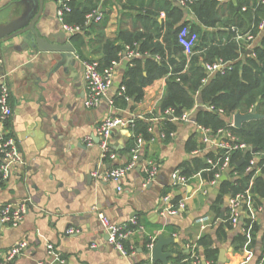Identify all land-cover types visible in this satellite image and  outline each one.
<instances>
[{
	"label": "crops",
	"instance_id": "0c3cea01",
	"mask_svg": "<svg viewBox=\"0 0 264 264\" xmlns=\"http://www.w3.org/2000/svg\"><path fill=\"white\" fill-rule=\"evenodd\" d=\"M45 1L51 18L55 19L57 4L53 0ZM103 1H99L98 8L107 14V23L101 21L89 24L85 31L78 32L72 39L78 65L71 64L57 72L50 69V65L37 67L35 79H26V74L24 77L18 76V94L13 76L23 64L35 61V58L13 49L12 46L19 45V39L3 42L0 46V59L3 61L0 75L5 72L10 74L12 88L14 113L8 123L9 131L16 137L26 160L25 165L15 166L10 178L0 184V206L25 199L30 202L29 211L18 226L0 225V259L19 242L26 240L28 247L25 253L10 264H160L148 259L150 250L145 249V238L156 242L161 233L174 238V242L164 247L166 252L173 254L169 258L170 264H193L195 257L199 258V264H255L261 253L262 241L259 239L255 248L249 247L247 243L243 250L235 249L230 235L234 231L244 232L242 221L229 232L227 240L219 238L217 227L223 220L222 212L219 215L218 209L223 211L225 206L228 208L230 197L235 196L222 191L223 182L235 183L250 174L249 187L245 191L250 198L242 203L244 205L241 204L240 218L258 220L264 227V197L254 209L256 202L253 191L257 179L264 182V152L253 153L250 150L251 158L255 160L253 169L239 172L234 166L225 173V180L221 179L216 186L208 182L210 175L202 172L203 168L194 172L186 185H176L172 177L174 172H183L185 166L194 169L200 161L206 163L207 157L214 151L210 143H204L197 122L198 109L208 103H202L197 93L195 105L188 110L191 111V120L170 119L174 129L169 133L173 135L163 138L162 134H167L169 128L161 107L168 75L147 85L142 100L136 102L127 98L124 102L120 97V88L131 60L128 58H121L114 82L100 104L91 108L85 106L87 85L83 60L101 61L105 57L107 42L121 47L120 57L128 45L123 38L118 39L119 33L142 27L141 20L136 19L138 4L131 5L128 0L120 3L110 0L104 7ZM238 1L225 0L220 3L219 16L227 19L225 9L230 3L236 4ZM156 2L159 5L160 0ZM255 2L249 0L252 6ZM173 3L183 9L178 2ZM125 4L126 8L122 6ZM22 8L18 0H0V25L19 17ZM162 12L166 14L165 18L161 16ZM161 13L159 19L166 21L168 11L163 10ZM186 13L183 9L179 24L184 23ZM252 26V22L242 27L231 25L241 32ZM202 29L216 30L206 25ZM197 32L200 36V31ZM223 40L227 41L226 35ZM184 55V49L180 50L177 58ZM177 66L178 63L171 65L172 69ZM206 83L202 79V84ZM109 115L147 121L150 123L149 131L154 136L150 141H138L132 150H128L132 130L116 128L111 145L117 156L113 160L103 159L96 137L93 146H88L85 139L93 136L97 125ZM230 120L231 117L228 123ZM137 147L139 158H142V169H138V159L136 167L119 183L120 190L116 182L105 181L95 175L128 164L133 149ZM242 156L246 158L244 152ZM149 161H153L157 168L151 180H148L146 171ZM199 172H202V178L193 177ZM182 200L186 202V207L178 214L164 212L165 208L176 207ZM99 213H103L112 223L121 224L136 219L143 226V230L135 232L126 241L127 248L134 249L132 255H123L106 240L107 233ZM71 228L79 232L70 233ZM205 236H209L212 241L207 246L219 248V254L221 248L227 249L226 262L220 263L218 259L214 263L206 258L205 246L201 243ZM48 244L54 245L60 259H55L49 252ZM246 251L253 254L248 262L245 261Z\"/></svg>",
	"mask_w": 264,
	"mask_h": 264
},
{
	"label": "trees",
	"instance_id": "16d2710c",
	"mask_svg": "<svg viewBox=\"0 0 264 264\" xmlns=\"http://www.w3.org/2000/svg\"><path fill=\"white\" fill-rule=\"evenodd\" d=\"M99 1L71 0L72 10L65 15L66 23L85 28L87 26L86 16L98 8ZM116 1L120 3L122 0ZM156 1L128 0L131 5H139L136 19L141 20L142 27L131 31H121L118 39L123 38V41L139 52L141 56L132 58L127 65L122 80V86H125L126 90L120 95L124 102L127 98L134 99L136 102L142 100L147 85L157 78L168 75L166 91L161 104L163 111L173 108L174 115L180 116L193 108L196 103V95L199 93L202 103L212 104L225 112L219 114L204 108L198 109V124L214 131L228 126L229 117L236 113L247 114L255 106H257V111L264 115V33L260 42L254 46L253 54L241 56L246 53V49L241 48L239 42L235 40V33L231 27V25L242 27V25L252 22L253 32L258 33V25L264 20V4L255 3L252 6L249 4V0H239L236 4L230 3L227 10L225 9L228 18L222 19L218 14L219 3L216 0H193L190 6L198 21L191 26L193 30L200 31V39L195 46L196 53L190 58L187 67L185 55L177 58L178 52L183 50L179 46L178 34L183 28L182 26L188 24V22L179 24L183 9L174 6L173 0H160L159 5ZM109 2L110 0H104L102 5L105 7ZM244 5H248L246 10L242 9ZM122 6L127 7L126 4ZM163 10L168 11L166 21L159 19V14ZM106 15L104 12L102 21L105 24L108 21ZM203 25L212 26L216 30H203ZM225 35L226 42L223 40ZM112 45L113 42H107L105 57L99 61L102 67L109 65L112 60L120 58L118 54L121 47ZM220 60L229 62L230 65L223 71L212 75L206 84H202V79L207 76L205 64H213ZM175 63H178V66L172 69L171 65ZM183 70L185 71L182 73ZM165 124L169 127L166 131L167 139L170 138L169 131L174 129L169 116L165 119ZM149 126L150 123L147 121L135 120L132 128L131 146L128 150H132L138 144L139 137L145 141L151 140L154 134L149 131ZM233 131L242 142L257 148L259 152H264V117L245 121L240 127H233ZM242 154V151H238L233 156V166L239 172L245 171L247 162L252 156L248 152L245 164L237 166L238 159L243 157ZM206 167L207 163L200 161L194 169L185 166L182 173L190 177L194 172ZM206 173L210 175L207 176L208 178L213 177V172ZM250 177V174L246 175L235 183L225 181L222 184V191L231 195L244 193L249 187ZM253 191L256 202L254 209H257V205L261 204L260 199L264 197L262 179L256 180ZM221 212V208H219L218 214L220 215ZM241 223L245 232H237L232 244L235 249L243 250L248 241V233L250 234L249 247L255 248L260 239L262 248L255 264H264V260L262 261L264 257V227L258 220L251 218L243 217ZM233 230L234 227L227 208L224 220L217 227V234L219 238L223 237L227 240L229 232ZM209 242L212 243L209 236H205L201 240L205 246L206 258L217 263L219 248H209L207 246ZM151 243L150 238H145L147 251H149L148 245Z\"/></svg>",
	"mask_w": 264,
	"mask_h": 264
},
{
	"label": "built area",
	"instance_id": "2783aa9c",
	"mask_svg": "<svg viewBox=\"0 0 264 264\" xmlns=\"http://www.w3.org/2000/svg\"><path fill=\"white\" fill-rule=\"evenodd\" d=\"M71 0H58V17L63 24L64 29L69 34H77L83 30V27L79 25H71L66 23L65 15L72 10L70 4ZM178 2L180 6L186 10V19L182 29L178 34V42L183 47L185 55L187 57V65L193 54L196 53L195 46L199 41V33L192 29V24L198 21V18L191 8L190 4L193 0H174ZM219 4L224 3L225 0H216ZM257 4H264V0H256ZM247 5L243 6V10L247 9ZM162 17H166L164 12L161 13ZM104 18V11L102 8L94 10L92 13L86 16V25L91 23H99ZM254 26L251 29L241 32L237 27H232V31L235 33V40L239 42L241 48L254 50V46L260 41L261 36L264 33V20L258 25V33L253 32ZM246 54V53H245ZM253 54V51L252 53ZM141 54L137 52L130 45L126 46L124 53H120V58L112 60L107 66L102 67L99 60H83L84 75L86 79V98L85 106L91 108L100 104L102 99L107 96L109 89L111 88L117 67L119 66L121 58L132 59L134 57H139ZM246 56V55H244ZM159 58V57H157ZM3 65V61L0 59V66ZM230 65L229 62H224L222 60L215 62L213 64L206 63L205 70L207 76L203 79V83H206L208 79L214 75L216 72L223 71L226 67ZM125 86H121L120 95L125 92ZM12 98V88L9 73H2L0 75V184L4 183L10 178L12 170L15 166H23L26 163L25 157L20 151L18 141L14 135L9 131V120L13 116L14 110L11 104ZM201 108L207 109L209 111L218 112L219 114H224V110L215 107L212 104L202 105ZM252 111V110H251ZM164 118L167 116H173L171 120L178 121H190L191 111H186L180 116L174 115V109L168 108L163 111ZM135 119H125L117 115H109L103 119L95 128L93 136H88L85 141L88 146L95 145L94 137L99 139L98 145L101 149L102 158H109L111 160L115 159L117 154L114 152L111 145V138L113 132L116 128H126L131 129L134 126ZM234 115L231 117L228 126L220 128L216 131L206 128L203 125L198 124V128L203 134L204 143H210L214 151L210 154L207 159V167L204 168L202 172H213V177L208 179V182L212 186H216L225 173L231 170L233 166V156L234 153L238 151L246 152L251 150V146L245 142H242L239 137L233 131ZM173 133L170 134L172 136ZM163 138L167 137V134H162ZM154 139V138H153ZM152 139V140H153ZM139 143L143 142L141 137L138 138ZM139 147V146H138ZM138 147L133 149L131 161L124 166H117L108 169L103 172H97L95 175L100 177L105 181H112L118 184L119 190L121 186L119 183L125 179L129 173L136 167L139 159ZM246 160V159H245ZM255 165V160L251 158L248 162L247 171H251ZM146 171L148 173V180L154 178L157 173L156 165L153 161H149L147 164ZM202 172L197 173L193 177H201ZM174 183L176 185H186L192 177L186 176L181 171H176L172 175ZM250 195L248 192L239 193L235 196H231L228 203V210L230 214V219L233 227L236 229L240 223L239 210L241 204L244 203L246 199H249ZM29 200L25 199L19 202L6 203L0 206V224L9 226H18L26 216L29 211ZM186 207V202L182 200L178 206H168L164 209L167 214L175 215L178 214L181 209ZM99 219L108 234V242L112 244L116 249H118L123 255L130 256L133 254V248H127L126 241L131 238L132 235L137 231L143 230V226L136 220L132 219L128 222L116 224L112 223L103 213H99ZM79 232L78 229H69L70 233ZM245 232V229H244ZM250 242V234L248 233V241ZM154 242L149 244V250H151ZM28 247V242L23 240L19 242L16 246L11 248L4 257L0 259V264H10L19 256H22ZM48 250L54 255L55 259H60L59 254L55 251L53 244H48ZM264 255V251H263ZM253 258L251 251H246L245 261L248 262ZM264 260V257L262 261ZM200 260L195 257L193 264H199ZM152 264V263H146ZM161 264V263H160Z\"/></svg>",
	"mask_w": 264,
	"mask_h": 264
},
{
	"label": "water",
	"instance_id": "95a60500",
	"mask_svg": "<svg viewBox=\"0 0 264 264\" xmlns=\"http://www.w3.org/2000/svg\"><path fill=\"white\" fill-rule=\"evenodd\" d=\"M23 5V8L17 17L10 22L0 25V46L3 42L14 41L19 39V45L12 46L14 50L19 53H28L35 58V61H29L23 66H21L13 76L16 84V94H18V76H25L26 79L33 78L35 79L37 67H44L50 65V69L58 71L62 68H67L71 64H77L75 47L72 44V39L75 34H69L63 27L62 22L58 17V0H53L56 5V18H51V12L49 10L48 4L45 0H18ZM51 18V19H50ZM87 28H83L85 31ZM252 49H249L245 55L252 53ZM128 62V60H127ZM86 84V80H85ZM264 115L260 114L257 111V106H255L251 112L247 114L236 113L234 115V123L236 127H240L243 122L252 120L255 118H263ZM173 119V116L169 117ZM96 141L99 142V139L96 137ZM257 148H252L251 152L255 153ZM249 152L246 151L245 154ZM245 157H243L237 165H242L245 162ZM140 165L138 169H142V158H139ZM222 180H225V176L222 177ZM93 196H91V199ZM244 205V204H242ZM227 206L224 207L221 220L225 218V211ZM243 217L240 218L242 221ZM1 225V224H0ZM237 232L234 231L230 235V240L234 237V234ZM106 240L109 236L106 234ZM174 242L173 237H165L163 234H158L156 242L149 251L148 259H151L153 262H160L161 264H170L169 258L173 255L171 252H166L164 247ZM226 248L220 249L219 262H226Z\"/></svg>",
	"mask_w": 264,
	"mask_h": 264
}]
</instances>
